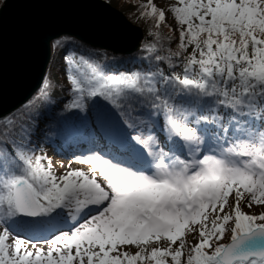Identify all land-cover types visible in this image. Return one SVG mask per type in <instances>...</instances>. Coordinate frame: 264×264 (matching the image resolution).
<instances>
[{
	"label": "snow or ice",
	"instance_id": "1",
	"mask_svg": "<svg viewBox=\"0 0 264 264\" xmlns=\"http://www.w3.org/2000/svg\"><path fill=\"white\" fill-rule=\"evenodd\" d=\"M136 16L138 54L62 36L64 78L0 115V264H264V0Z\"/></svg>",
	"mask_w": 264,
	"mask_h": 264
},
{
	"label": "water",
	"instance_id": "2",
	"mask_svg": "<svg viewBox=\"0 0 264 264\" xmlns=\"http://www.w3.org/2000/svg\"><path fill=\"white\" fill-rule=\"evenodd\" d=\"M62 36L130 55L140 48L143 32L103 0H8L0 9V115L41 87L52 41Z\"/></svg>",
	"mask_w": 264,
	"mask_h": 264
},
{
	"label": "trees",
	"instance_id": "3",
	"mask_svg": "<svg viewBox=\"0 0 264 264\" xmlns=\"http://www.w3.org/2000/svg\"><path fill=\"white\" fill-rule=\"evenodd\" d=\"M144 3H147V2H144ZM172 3H174V0H172ZM141 4H143V3H141ZM130 17L132 19H134L136 22H138L143 27V29L145 31V34L143 36V39H142L141 43H146V42L150 41L151 40V37H149L147 35V31H148L149 24L152 23V22L151 21H146L145 19H137V16H136L135 13H134V15H131ZM167 23H169V24L173 23L170 13H168ZM159 31L164 36H172L173 38H175V36H176V34L172 33L166 25H161V28L159 29ZM67 37H70V36H67ZM70 39L72 41H75L77 44H82V45L86 46L88 49H93V50H97V51H100V52H105L106 51V50L94 48V47H92L90 45H87V44H85V43L77 40L76 38L70 37ZM54 41H52V44H51L52 55H51V59H50L49 65L47 67V72L45 74V77L47 76L50 80H58L59 81V80H62L64 78V76H65V64H64V61H63V56L65 54H67V49L61 51L59 53V55H58L57 49H55V48L52 47ZM166 47H167V45L165 44V48ZM173 48H175V45H173ZM139 51H140V48L136 52H134L133 54H131V55H116V54H114L112 52H109V51H107V52L110 53L111 55L116 56V57H119L121 59H127V58H130V57L138 54ZM41 87H42V85H41ZM38 90L34 93V95L38 92ZM65 99H67V97H65ZM37 107L40 108V111H44L45 110V107L43 105H38ZM14 112H12V113H14ZM49 115H51V114H49ZM48 148H52L53 150H56V151H59V152L60 151H63V150L66 151V150H70L71 149L68 146H65L63 149H59L56 146H49Z\"/></svg>",
	"mask_w": 264,
	"mask_h": 264
},
{
	"label": "rangeland",
	"instance_id": "4",
	"mask_svg": "<svg viewBox=\"0 0 264 264\" xmlns=\"http://www.w3.org/2000/svg\"><path fill=\"white\" fill-rule=\"evenodd\" d=\"M103 1H105V0H103ZM144 2H148V0H107V3H109L112 7L116 8L120 12H122V14L131 23L139 26L142 29L143 36L145 34L143 27L138 22H136L134 19H132L130 16L134 15V13L136 14L137 6L141 3H144ZM155 3L157 4L158 7H163L165 9H167V7L172 3V0H155ZM46 151L48 152L49 155H51L53 157L54 163H60V160H63L62 162H64L66 164L69 161L74 159L73 154H70V153H67L64 151H63V153H61L59 151L53 150L52 148H48V147H47ZM72 167L83 168L85 171H87L88 166H85V165H82L79 163H73ZM245 211H248V210L245 209ZM259 211H264V209H261V208H254L253 209V212H259ZM189 239H191V237H189Z\"/></svg>",
	"mask_w": 264,
	"mask_h": 264
},
{
	"label": "bare ground",
	"instance_id": "5",
	"mask_svg": "<svg viewBox=\"0 0 264 264\" xmlns=\"http://www.w3.org/2000/svg\"><path fill=\"white\" fill-rule=\"evenodd\" d=\"M73 159V158H72ZM63 160H60V162H62Z\"/></svg>",
	"mask_w": 264,
	"mask_h": 264
}]
</instances>
